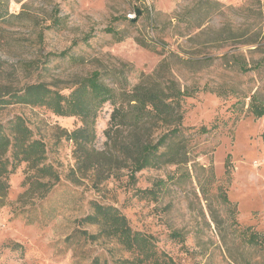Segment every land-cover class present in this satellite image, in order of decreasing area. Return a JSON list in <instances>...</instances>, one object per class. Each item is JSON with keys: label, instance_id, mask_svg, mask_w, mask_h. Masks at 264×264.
<instances>
[{"label": "rangeland", "instance_id": "obj_1", "mask_svg": "<svg viewBox=\"0 0 264 264\" xmlns=\"http://www.w3.org/2000/svg\"><path fill=\"white\" fill-rule=\"evenodd\" d=\"M0 9L7 13L0 21V95L36 83L69 95L94 71H104L107 83L110 72L124 71L133 87L163 65L152 83L170 89L175 81L181 89L186 146L183 162L143 170L136 182L116 157V177L99 182L104 176L89 170L76 182L80 153L68 136L81 120L44 107L0 106V126L10 134V122L22 118L53 169L51 178L23 163L7 178L0 264L135 260L137 253L113 238L81 234L99 233L80 223L92 203L119 209L134 231L152 238L162 260L264 264V243L248 244L253 231L264 238V116L254 115L264 105V0H0ZM64 52L84 62L57 57ZM241 65L254 68L242 72ZM112 111L109 104L99 110L87 147L105 169L114 153L105 136ZM38 182L48 187L27 192ZM146 189L155 196L141 198Z\"/></svg>", "mask_w": 264, "mask_h": 264}, {"label": "trees", "instance_id": "obj_2", "mask_svg": "<svg viewBox=\"0 0 264 264\" xmlns=\"http://www.w3.org/2000/svg\"><path fill=\"white\" fill-rule=\"evenodd\" d=\"M6 14V11L0 9V21L5 20ZM106 32L118 41L123 40L114 29H107ZM91 37L87 36L82 41L88 43ZM142 45L145 46L144 43ZM57 57H68L76 64L84 62L82 57H75L68 52ZM253 68L240 66L242 72ZM162 69L163 65L153 75L143 76L142 81L133 87L129 85L124 71L110 72L109 75L113 77L110 83L103 78L104 71H94L79 81L69 95H64L45 83L31 84L20 91L0 95V106L21 104L44 107L58 117H75L81 120L83 127L68 136V139L75 143L77 153H80L76 158L77 170L73 171L74 181L79 182L77 173L89 170H96L99 176H104L99 178V182L116 177V171L111 165L112 158L116 157V160L121 159L124 162L125 168L131 170L130 179L136 182L137 173L146 169H161L164 166L180 164L186 153L185 131L182 125L184 95L175 81H172L170 89L163 87L162 83H152ZM106 104L113 108L105 131L106 146L114 151L109 156L107 169L93 163L91 153L87 149L88 144L96 139L95 125L99 110ZM254 115L257 118L263 117L264 105L257 106ZM5 130L0 126V206L9 191L7 178L15 173L21 164L27 163L42 176L51 177L53 173L52 167L45 165L44 143L34 139L32 130L22 118H15L10 122V134ZM262 139L264 142V133ZM108 152L99 155L107 158ZM54 178L58 180V177ZM35 185L39 186L38 188L48 187V183L38 182L27 192L34 191ZM154 192L153 189H146L139 191V195L141 198L154 197ZM92 209V214L83 218L80 223L98 226L99 233L89 235L87 231H82L81 234L87 239L97 241L101 237H110L123 249L137 253L135 260L125 261L127 264H175L169 258L162 260L152 238L134 231L127 217L116 207L92 203ZM175 237L181 236L176 234ZM263 243L262 235L254 231L250 233L248 244L260 246ZM91 264L101 263L95 259Z\"/></svg>", "mask_w": 264, "mask_h": 264}]
</instances>
